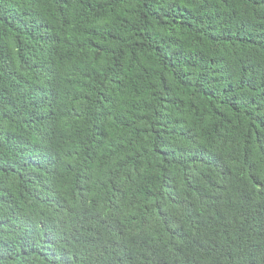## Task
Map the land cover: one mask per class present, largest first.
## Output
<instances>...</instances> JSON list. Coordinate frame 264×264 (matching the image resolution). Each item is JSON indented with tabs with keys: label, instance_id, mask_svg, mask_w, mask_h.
Returning <instances> with one entry per match:
<instances>
[{
	"label": "trees",
	"instance_id": "trees-1",
	"mask_svg": "<svg viewBox=\"0 0 264 264\" xmlns=\"http://www.w3.org/2000/svg\"><path fill=\"white\" fill-rule=\"evenodd\" d=\"M143 243L264 264V0H0V264Z\"/></svg>",
	"mask_w": 264,
	"mask_h": 264
},
{
	"label": "clouds",
	"instance_id": "clouds-1",
	"mask_svg": "<svg viewBox=\"0 0 264 264\" xmlns=\"http://www.w3.org/2000/svg\"><path fill=\"white\" fill-rule=\"evenodd\" d=\"M116 235L121 237L119 231L116 233ZM116 242H117V239H115V241L110 244H106V247L111 248L115 245ZM141 248L151 249V252L145 254L144 251L139 250L138 261H140L143 264L144 263H154V264L157 263V253L155 249L153 248V246H151L149 243H143L141 245Z\"/></svg>",
	"mask_w": 264,
	"mask_h": 264
}]
</instances>
